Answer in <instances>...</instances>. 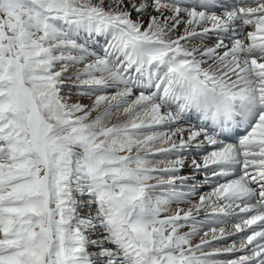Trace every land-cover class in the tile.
I'll list each match as a JSON object with an SVG mask.
<instances>
[{
	"label": "snow or ice",
	"instance_id": "snow-or-ice-1",
	"mask_svg": "<svg viewBox=\"0 0 264 264\" xmlns=\"http://www.w3.org/2000/svg\"><path fill=\"white\" fill-rule=\"evenodd\" d=\"M0 264H264V0H0Z\"/></svg>",
	"mask_w": 264,
	"mask_h": 264
},
{
	"label": "rangeland",
	"instance_id": "rangeland-1",
	"mask_svg": "<svg viewBox=\"0 0 264 264\" xmlns=\"http://www.w3.org/2000/svg\"><path fill=\"white\" fill-rule=\"evenodd\" d=\"M189 171H190V169H189Z\"/></svg>",
	"mask_w": 264,
	"mask_h": 264
}]
</instances>
